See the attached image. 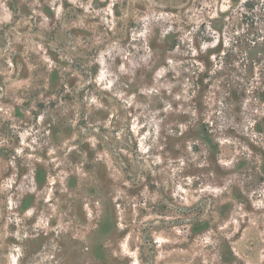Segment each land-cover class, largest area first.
<instances>
[{"label":"rangeland","instance_id":"rangeland-1","mask_svg":"<svg viewBox=\"0 0 264 264\" xmlns=\"http://www.w3.org/2000/svg\"><path fill=\"white\" fill-rule=\"evenodd\" d=\"M0 264H264V0H0Z\"/></svg>","mask_w":264,"mask_h":264}]
</instances>
